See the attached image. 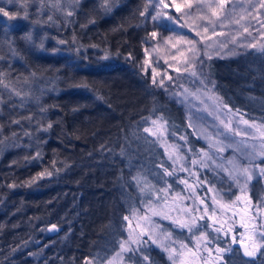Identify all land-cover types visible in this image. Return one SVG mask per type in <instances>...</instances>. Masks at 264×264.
<instances>
[{
    "label": "trees",
    "instance_id": "1",
    "mask_svg": "<svg viewBox=\"0 0 264 264\" xmlns=\"http://www.w3.org/2000/svg\"><path fill=\"white\" fill-rule=\"evenodd\" d=\"M146 3L0 0L16 14H0V264H103L125 237L124 217L174 182L145 131L151 118L203 144L142 68ZM210 57L220 99L264 121V50ZM262 187L253 181L254 198ZM50 223L61 229L50 233ZM125 258L171 264L153 245ZM220 264H264V246L246 256L234 244Z\"/></svg>",
    "mask_w": 264,
    "mask_h": 264
},
{
    "label": "rangeland",
    "instance_id": "2",
    "mask_svg": "<svg viewBox=\"0 0 264 264\" xmlns=\"http://www.w3.org/2000/svg\"><path fill=\"white\" fill-rule=\"evenodd\" d=\"M187 2L191 8L185 6ZM165 3L168 7L162 8L156 0H147L144 17L150 37L144 46L142 68L151 79L155 70V84L183 107L189 126L203 144H193L184 131L170 130L163 118H151L147 129L162 145L170 161L167 172L173 173L174 182L149 190L145 201L126 215L125 237L120 243L124 250L119 246L103 264H132L125 255L141 253L149 245L161 249L171 264H220L225 252L238 242L245 241L254 253L264 246L257 234L264 232V121L248 119L224 103L208 75L206 87H201L196 77L184 71L183 62L191 58L193 44L199 53L197 73L201 71L200 61L207 57L205 52L209 56H232L249 48L264 50V7H260V0H228L223 9H217L218 15L212 16L207 5L215 7L218 0ZM174 4L181 5L180 11ZM154 9L172 16V20L164 16L159 22L153 21ZM210 22L216 35L211 26L204 32ZM153 31L156 37L151 36ZM176 68L181 71L177 73ZM203 70L206 72L205 67ZM193 160L197 163L192 164ZM242 168H247L250 176L246 186L243 181L237 185L230 176ZM255 180L263 186L256 198L252 194Z\"/></svg>",
    "mask_w": 264,
    "mask_h": 264
},
{
    "label": "snow or ice",
    "instance_id": "3",
    "mask_svg": "<svg viewBox=\"0 0 264 264\" xmlns=\"http://www.w3.org/2000/svg\"><path fill=\"white\" fill-rule=\"evenodd\" d=\"M8 3H11L12 0H7ZM106 2V0H105ZM174 2V0H173ZM228 3V0H218V3L215 5V7H213V5L211 4H208L207 5V8L209 9H212L211 11V15L212 16H217L218 13H217V9H223V7ZM156 4L159 6V7H162V8H167L168 7V4L165 3V0H156ZM186 7H189L191 8L192 7V4L191 2H187L185 4ZM174 7H175V10L176 11H180L181 9V5L180 4H174ZM201 7L203 8L204 5L203 3H201ZM233 8L236 7V5H232ZM242 7V5H241ZM260 7H264V0H260ZM147 9L145 8V11ZM154 12H155V15H152L150 18L153 20V21H157L159 22V20L164 17V16H168V19L171 21L172 20V16L168 15L167 13H163L161 11H157L156 9H154ZM0 14H2L3 16L5 17H8V19L12 20V19H16V14L14 13H9L8 11H6L3 7H0ZM71 14V13H69ZM141 15H144L143 12H141ZM178 19V18H177ZM236 23H239V21H236ZM211 26L213 27V35H216V32H215V26L211 24V22L209 23L208 26H205L204 27V32L207 33L208 31V27ZM262 27H264V24H262ZM244 32H248V28L247 27H243L242 29ZM259 31V30H258ZM200 33H197V36H199ZM151 36L152 37H156L157 36V32L156 31H153L151 33ZM208 39H210V37H207ZM261 38H264V33L261 34ZM201 39H205V37H201ZM60 43H64V41H60ZM191 43V42H189ZM253 47H255V44L251 45ZM205 48H208V47H211V45H204ZM190 51L192 52V55H191V58H186L183 62L184 64L186 65L185 68H184V71L185 72H188L189 73V76L190 77H196L197 80H199V83H200V86L201 87H206V85L204 84V81L208 79L207 77V73L203 70V67H204V61L201 60L200 61V64H201V71L199 73H197L195 71V62L197 60V57L199 55V53L197 51H195V45L193 44L192 45V48L190 49ZM145 52L147 53V50H145ZM205 56L208 57V59H210L211 57L208 55L207 52L204 53ZM145 63H147V61H145ZM175 71L177 73H179L181 71L180 68H176ZM201 77H203V79H201ZM168 79H172V77H168ZM152 82L153 84L156 83V79H155V70H153V78H152ZM195 83V81H193ZM209 83H211V81H209ZM160 85L163 86V80L160 81ZM185 91H187V89H185ZM156 122L153 121V124H155ZM245 123H247V121H245ZM52 125L49 124L48 127L50 128ZM145 131H149V129H145ZM261 135H264V133H261ZM197 161L193 160L192 161V164H196ZM232 161H229V164H231ZM206 166V165H205ZM167 172V169L165 170ZM238 174L237 175H232L230 173V176H231V179H233L237 185H241V181H243V185L246 186L247 184V181L250 179V176L248 175V169L247 168H242V169H236L235 170ZM262 172H264V169L261 170ZM168 175H172L173 173L171 172H167ZM41 175H43V173H41ZM183 182V181H182ZM244 188L243 186H241V191H243ZM237 199H240V197H237ZM201 203H203V201H201ZM204 211L205 213L207 212V205H205V208H204ZM125 220L128 219V217H124ZM200 219H204L203 216L200 217ZM210 219V217H209ZM53 228H55V225L52 226ZM191 230V229H190ZM260 237V239L262 241H264V232H259L257 233ZM121 251L124 250V246L123 244H121ZM218 251H220L218 249ZM245 254L248 255V256H252L254 255L255 253L253 251H248L247 249H245ZM120 253H117V257H119ZM115 259V258H114ZM145 259H147L145 257ZM109 264H111V261L109 262Z\"/></svg>",
    "mask_w": 264,
    "mask_h": 264
},
{
    "label": "water",
    "instance_id": "4",
    "mask_svg": "<svg viewBox=\"0 0 264 264\" xmlns=\"http://www.w3.org/2000/svg\"><path fill=\"white\" fill-rule=\"evenodd\" d=\"M55 225V228H53L52 226ZM47 229L50 233H56L57 231H59L61 229V226L56 224V223H50L47 225ZM240 249H241V252L245 254V249H247L248 251H251L250 248L248 247L247 243L245 241H241V242H238L236 243ZM248 256V255H246Z\"/></svg>",
    "mask_w": 264,
    "mask_h": 264
}]
</instances>
